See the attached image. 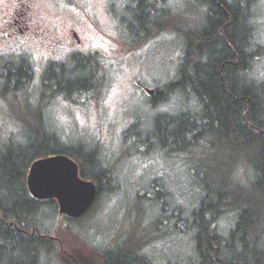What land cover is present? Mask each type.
I'll list each match as a JSON object with an SVG mask.
<instances>
[{
  "label": "rangeland",
  "instance_id": "374dc122",
  "mask_svg": "<svg viewBox=\"0 0 264 264\" xmlns=\"http://www.w3.org/2000/svg\"><path fill=\"white\" fill-rule=\"evenodd\" d=\"M254 1L255 41L264 45V0ZM127 3L35 0L37 19L66 39L57 44L41 38V29H34L33 22L25 38L0 43V147L24 141L25 123L38 117L43 127L65 143L95 149L115 183L112 190L99 191L92 207L77 219L60 216L57 207L44 203L39 233L50 237L55 249L47 253L46 264H73L83 256L96 259L95 255L118 248L155 264H182L194 254L190 231L182 222L197 202L190 186L214 181L216 173L223 171L228 178L233 176V182L249 185L244 159L234 166L232 162L241 152L227 149L225 168L204 178L202 148L169 155L156 145L150 132L157 114L198 109L194 95L184 97L173 90L163 99L158 91L178 75L184 38L178 28L202 25L204 6L198 0H166L158 15L161 23L170 26L145 34L138 31V18L126 10ZM75 24L83 37L81 51L64 34L66 26ZM83 55L94 66L98 64L93 90L72 96L47 90L45 72L51 63L72 65ZM20 60L32 74L25 92L10 84L4 88L6 65ZM256 64L254 73L264 77V54ZM137 82L155 89L159 98L149 96ZM161 184L165 188L159 193ZM230 223L229 214L217 221L221 230Z\"/></svg>",
  "mask_w": 264,
  "mask_h": 264
},
{
  "label": "trees",
  "instance_id": "16d2710c",
  "mask_svg": "<svg viewBox=\"0 0 264 264\" xmlns=\"http://www.w3.org/2000/svg\"><path fill=\"white\" fill-rule=\"evenodd\" d=\"M198 1L205 8L204 22L195 29L178 28L184 36L178 75L158 91L163 99L173 90L184 97L194 95L198 109L157 114L150 132L156 145L169 155L202 148L204 178L225 168L227 149L241 152L233 158V166L243 158L250 180L242 186L223 171L216 173L214 181L190 186L197 202L182 222L190 231L194 254L182 264H264V77L254 73L264 45L255 41V1ZM163 2L128 0L126 10L136 14L138 31L149 34L162 25L170 26L159 20ZM95 63L88 57L75 59L72 65L53 62L46 69L44 85L70 96L91 91L98 81ZM5 68L4 88L10 84L25 92L32 79L30 67L20 60ZM154 95L159 98L155 89ZM24 128V141L0 147V264H46L47 253L55 250L50 237L39 233V223L44 203L57 207L56 202L35 199L26 187L34 159L64 153L77 162L81 177L96 182L98 193L112 190L115 184L95 149L65 143L43 127L38 117ZM230 171L233 175V167ZM164 188L161 184L159 193ZM228 214L231 223L221 230L217 221ZM95 258L77 257L73 264H155L122 248Z\"/></svg>",
  "mask_w": 264,
  "mask_h": 264
},
{
  "label": "water",
  "instance_id": "95a60500",
  "mask_svg": "<svg viewBox=\"0 0 264 264\" xmlns=\"http://www.w3.org/2000/svg\"><path fill=\"white\" fill-rule=\"evenodd\" d=\"M151 96L153 88L145 87ZM26 187L38 200H55L58 214L69 219L83 216L94 204L98 188L95 181L80 176L77 162L57 153L34 159L26 175Z\"/></svg>",
  "mask_w": 264,
  "mask_h": 264
},
{
  "label": "flooded vegetation",
  "instance_id": "af4514ba",
  "mask_svg": "<svg viewBox=\"0 0 264 264\" xmlns=\"http://www.w3.org/2000/svg\"><path fill=\"white\" fill-rule=\"evenodd\" d=\"M34 4L35 0H2L0 5V43L7 40L18 41L20 40L19 38H25L33 22H35L33 25L34 29H41L39 31L41 38L57 44H61V39H66L63 35L58 34L57 30H50L37 19L35 8L33 7ZM75 26H66L64 34L71 41L73 47L81 51L84 50L83 37L78 25L75 24ZM95 51L98 52V50ZM88 53L90 52H85V54ZM83 56L87 57L88 55ZM137 84L140 89H144L145 86L138 82Z\"/></svg>",
  "mask_w": 264,
  "mask_h": 264
}]
</instances>
